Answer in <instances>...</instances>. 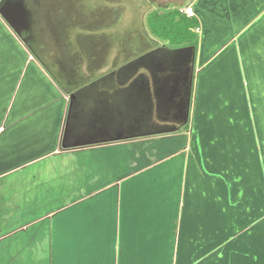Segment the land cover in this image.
I'll return each mask as SVG.
<instances>
[{"label":"crops","instance_id":"1","mask_svg":"<svg viewBox=\"0 0 264 264\" xmlns=\"http://www.w3.org/2000/svg\"><path fill=\"white\" fill-rule=\"evenodd\" d=\"M188 3L198 38L144 49L192 53L183 120L72 149L69 97L0 14V264H264V0Z\"/></svg>","mask_w":264,"mask_h":264},{"label":"rangeland","instance_id":"2","mask_svg":"<svg viewBox=\"0 0 264 264\" xmlns=\"http://www.w3.org/2000/svg\"><path fill=\"white\" fill-rule=\"evenodd\" d=\"M45 1L39 12L45 23L37 31L45 47L62 43L59 40L62 31H48L51 23L46 21L53 17L59 20L60 15L54 14H60L55 13L60 12L57 11L60 3L68 7L69 15L65 11L64 19L73 23L72 51L59 60L63 81L77 86L98 76L86 85L87 91L98 95L104 85L102 96L105 98L110 89L119 120L136 128L142 129L148 124L151 131L183 120L180 117L185 116L192 95L193 55L168 52L166 47L146 52L145 44L154 40L146 17L154 8L184 6L191 0ZM50 33L54 39L49 38ZM129 60H133V64L128 63ZM146 62L151 65V79L141 72L143 69L137 68Z\"/></svg>","mask_w":264,"mask_h":264},{"label":"trees","instance_id":"3","mask_svg":"<svg viewBox=\"0 0 264 264\" xmlns=\"http://www.w3.org/2000/svg\"><path fill=\"white\" fill-rule=\"evenodd\" d=\"M28 2L35 13L36 35V40L32 43V47L28 48L69 97V106L61 142L62 149L79 148L161 134L158 131H145L144 128H136V126L134 127L126 121H120L116 114V102L112 100L111 91H107L109 93L106 94L105 98L102 96L105 91L104 85L98 95L89 93L86 85L98 76L88 79L84 77L87 81L79 83L77 86H74V84L70 86V83L63 81L60 77L63 68L59 60L70 54L73 44L70 36L73 23L70 24L68 20L64 19L66 17L63 16L68 7L64 8V4L60 3L57 8V11L60 12H55L60 14H54V16L60 15L59 20L54 17L53 20L46 18V21L51 23L48 31H62L61 37L59 36V40H62V43L45 47L44 43L42 44L39 40L37 31L45 23L39 12L46 1L28 0ZM58 24H60L59 28ZM146 24L156 39L173 46L192 43L199 35L197 31L200 26L199 19L196 16L190 17L183 13L181 6L152 9L147 14ZM48 36L50 39H54L51 33ZM37 44H40L42 49H38ZM139 54L141 55L142 53ZM137 68L143 69V65ZM141 72L143 73L144 71L142 70Z\"/></svg>","mask_w":264,"mask_h":264},{"label":"water","instance_id":"4","mask_svg":"<svg viewBox=\"0 0 264 264\" xmlns=\"http://www.w3.org/2000/svg\"><path fill=\"white\" fill-rule=\"evenodd\" d=\"M0 14L31 48L36 40L35 13L28 0H0Z\"/></svg>","mask_w":264,"mask_h":264},{"label":"built area","instance_id":"5","mask_svg":"<svg viewBox=\"0 0 264 264\" xmlns=\"http://www.w3.org/2000/svg\"><path fill=\"white\" fill-rule=\"evenodd\" d=\"M181 11L185 14H187L190 17H195L196 16V11L193 7L189 5H185L181 7Z\"/></svg>","mask_w":264,"mask_h":264},{"label":"flooded vegetation","instance_id":"6","mask_svg":"<svg viewBox=\"0 0 264 264\" xmlns=\"http://www.w3.org/2000/svg\"><path fill=\"white\" fill-rule=\"evenodd\" d=\"M38 49H42L40 44H37Z\"/></svg>","mask_w":264,"mask_h":264}]
</instances>
